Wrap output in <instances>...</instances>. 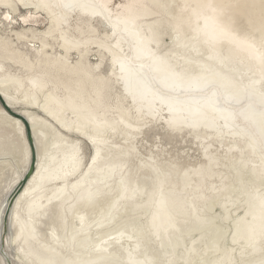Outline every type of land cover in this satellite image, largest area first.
Returning a JSON list of instances; mask_svg holds the SVG:
<instances>
[{
  "label": "bare ground",
  "instance_id": "obj_1",
  "mask_svg": "<svg viewBox=\"0 0 264 264\" xmlns=\"http://www.w3.org/2000/svg\"><path fill=\"white\" fill-rule=\"evenodd\" d=\"M181 1L187 13L174 15L173 29L183 47L171 43L162 51L153 19L162 0H122L117 7L112 0H0V24L14 36L0 33V96L9 107L0 102V264H264V248L256 245L264 238V185L258 189L264 169V59L254 40L242 38L248 32L241 25L251 12L238 0L229 24L234 33L219 27L215 37L205 21L219 18L205 4L221 2ZM175 2L166 0L164 7L171 10ZM22 11L27 15L19 19ZM95 18L109 31L100 34ZM194 21L197 32L182 35L183 26L192 28ZM106 54L108 71L101 68ZM246 59L259 70L256 75ZM114 82L122 92H111ZM147 117L163 118L172 129L189 127L196 136L229 132L232 146L257 155L248 159L253 166L245 160L237 166L238 178L246 168L249 176L223 190L245 198L232 240L243 239L257 255L205 261L209 249H216L207 244L195 257L175 252L185 247L183 235L195 231V223H214L219 215L204 212L216 200L199 208L195 196L204 194L178 193L192 173L199 179L206 174L205 165L184 171L177 188L172 182L165 187L167 175L157 169L149 180L134 177L132 138ZM88 141L93 154L85 164ZM177 231L184 234L174 239ZM202 242L204 236L192 239L184 253Z\"/></svg>",
  "mask_w": 264,
  "mask_h": 264
},
{
  "label": "rangeland",
  "instance_id": "obj_2",
  "mask_svg": "<svg viewBox=\"0 0 264 264\" xmlns=\"http://www.w3.org/2000/svg\"><path fill=\"white\" fill-rule=\"evenodd\" d=\"M219 1L221 2L220 7L205 4L208 5L209 12L213 11L214 14L219 18L218 20H211L210 17H208L205 21L207 25L205 28L209 31L208 35H215V37H217V34L220 33L219 27H221L224 32L234 33V29H230L229 24H231L235 19L233 18L235 13L234 9L240 6L238 0ZM240 1L243 5L248 6L249 11L251 12V18L248 23L241 24L240 22H237L244 26L243 30L246 29L248 32V36L242 38H246L247 41L248 39L254 40L257 45L256 48L260 46L258 51L260 52L259 54L261 58L264 59V31L257 20L258 18L261 22H263L264 26V0ZM121 2L122 0H112L114 7H117ZM162 2L165 5L166 0H162ZM154 4L157 3L154 2ZM164 5L162 7L157 6V11L155 17L153 18L155 19V26L161 31V39L163 40V43L160 45L159 49L163 51V49L165 50L171 46V43H175V48H181L183 46L177 44V41L180 39V35H177V38H174L175 30L173 29V19L177 12H180L181 15L186 14L187 9L183 7V2L181 0H176L171 10L169 8H165ZM225 5H228L229 7L224 8L223 6ZM1 11H4V9H1ZM3 15L4 14L0 15L1 18H3ZM25 15H27V12L22 11L18 15V18L20 19ZM252 16H254V18H252ZM93 20V23L98 26L97 29L100 34L109 31L110 27L105 21L99 18H95ZM196 21H194L192 28L190 25H185V27L183 26L184 30L182 35H187L188 38H190L193 30L194 32H197V28L194 27ZM243 21L247 22L245 20ZM37 25L39 27L41 26L39 29H44L47 26V24H45L43 21H40L37 23ZM14 26V30H20L22 27H28V25ZM214 28L216 30H214ZM0 33L11 35L12 32L10 31V26L0 24ZM12 38H14L13 35H11V39ZM209 40L214 41L212 39ZM13 42L15 45L23 49L26 48V45H23L22 41L17 42L13 40ZM94 49L97 50L96 47ZM255 55L256 54H254V56ZM106 57L107 58H105L101 66L102 70L104 71H108L110 67V61L108 60L107 54ZM246 64L254 71L256 75L259 70L250 64L248 59H246ZM11 65L15 67L17 64L11 63ZM114 83L112 84L113 89L111 88V92H122L120 83ZM124 104L126 105V101H124ZM39 114L42 116L41 113ZM144 121L145 124L141 126V129L136 131L137 134H134L132 138L134 141L133 144L135 146V150H133V154L130 157L129 167L131 172L134 174V177L137 179L147 178V180H149L148 176L152 174L151 171L157 169L163 174L167 175V179L164 182L165 187L169 185V182H172V186L177 188V186L180 185L181 181H179V179L184 175V171L192 172L194 168L196 169L198 166L200 167V165H205L208 167L206 174L201 179H199V175L192 173V180L190 181L189 185L184 186L183 189L180 187V190L178 189V193L185 198L192 197V191H196L199 194H204V198L203 196H195V200L199 208L203 207V205H205L207 202H210L214 199L216 200L213 209L206 210L204 212L205 214L207 212L206 215L213 217L219 215L218 217L214 218V223H210L209 220H206L202 228H199V224L195 223V227L198 228L191 232V234L188 236L183 235V241L186 243L185 247H179L175 250V252L181 255L185 254V257H187L189 254H192L195 257L196 255L198 256V253L202 252L204 245L207 244L206 246H215L216 249H209V253H207L206 257H204L205 261L208 259H220L225 255H231L228 259H233L234 261L240 262L241 259H249L257 255L258 253L251 251L252 245L245 244L243 239L235 242L232 240L234 236V223L237 221V217L242 214L243 209L245 208V198L243 195H239L237 190L232 193L231 197L224 195L223 191L226 187H231L232 184H236L238 180H241L242 182V180L249 176L248 169L246 168L243 170L244 175H241L240 178L237 177L236 171L239 161L245 160L248 163V166H253L254 164L248 162V159L252 157L257 159V155L251 152L248 148L246 149L249 151V153H246L244 150H241L239 146H232L234 136L229 134V132H223L224 137L209 136L207 135L208 133L204 135V132H201L200 136H196L194 129L192 130L189 127H183L182 129H172L165 123V120L160 117H147ZM70 137L75 138V136ZM118 138L121 140V142H123L120 137ZM244 142L245 139H243L239 144H244ZM16 144L19 145V142H16ZM83 151L85 155V164H87L93 154V146L89 143V141L84 143ZM241 154H243V157H241ZM210 156H216V160L212 161ZM143 162H146V164H142ZM151 163L154 165H150ZM77 174L78 172L75 175ZM259 176H261L258 187L260 190L264 185L263 168L262 171L259 172ZM195 184L197 186H195ZM146 196L147 194L143 196V198ZM234 198L237 200H235L236 202L233 203L230 200ZM186 225L187 223H184L180 230L184 229ZM180 233L184 234V232L179 231L178 234L174 236V239H176L177 235ZM6 235L7 229L4 233L5 237ZM200 236H204V242L200 243L199 246H194V248L190 249L191 252L189 250L188 252L186 251V253H184L186 250L185 248H190L189 242L192 239L200 238ZM214 243L221 244V248H219L221 250H218V246ZM258 244H256L257 247L259 246L264 248V238L260 240ZM183 262V259L179 261V263Z\"/></svg>",
  "mask_w": 264,
  "mask_h": 264
},
{
  "label": "water",
  "instance_id": "obj_3",
  "mask_svg": "<svg viewBox=\"0 0 264 264\" xmlns=\"http://www.w3.org/2000/svg\"><path fill=\"white\" fill-rule=\"evenodd\" d=\"M0 102H1V104L5 107V108H9L6 104H5V102H4V100L1 98V96H0ZM21 117V119L25 122V125H27V123H26V120H25V118H23L22 116H20ZM27 128V135H29V136H31V134H30V130H29V126H26ZM30 139H31V137H30ZM33 168H34V162L29 166V168H28V170H27V173H26V175L24 176V178H23V180H22V183H24L27 179H28V177L32 174V172H33Z\"/></svg>",
  "mask_w": 264,
  "mask_h": 264
}]
</instances>
